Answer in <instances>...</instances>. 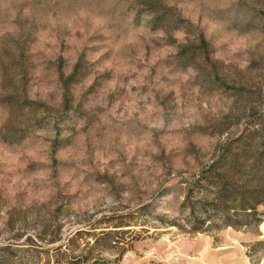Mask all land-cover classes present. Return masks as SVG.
Listing matches in <instances>:
<instances>
[{"label": "rangeland", "instance_id": "rangeland-1", "mask_svg": "<svg viewBox=\"0 0 264 264\" xmlns=\"http://www.w3.org/2000/svg\"><path fill=\"white\" fill-rule=\"evenodd\" d=\"M218 171L264 194V0H0V264H264Z\"/></svg>", "mask_w": 264, "mask_h": 264}, {"label": "trees", "instance_id": "trees-1", "mask_svg": "<svg viewBox=\"0 0 264 264\" xmlns=\"http://www.w3.org/2000/svg\"><path fill=\"white\" fill-rule=\"evenodd\" d=\"M202 44H206L204 39ZM215 174L216 177L212 174L203 175L202 180H205L207 184L196 189L199 197L195 202L192 201L191 205L190 193L187 195L185 205L190 207L192 215L191 230L209 232L210 226L234 228L250 226L256 216L257 206L264 200V197L262 199L258 197L259 195L263 196V192L252 195L246 189H240L230 183L227 175L221 171ZM209 211L213 212L215 219H211L208 226L205 227L207 218L201 220L196 214L200 215Z\"/></svg>", "mask_w": 264, "mask_h": 264}, {"label": "bare ground", "instance_id": "bare-ground-1", "mask_svg": "<svg viewBox=\"0 0 264 264\" xmlns=\"http://www.w3.org/2000/svg\"><path fill=\"white\" fill-rule=\"evenodd\" d=\"M261 229L264 231V222L261 224ZM210 264H219L218 261L213 260Z\"/></svg>", "mask_w": 264, "mask_h": 264}]
</instances>
